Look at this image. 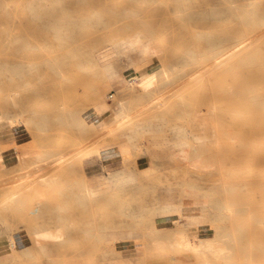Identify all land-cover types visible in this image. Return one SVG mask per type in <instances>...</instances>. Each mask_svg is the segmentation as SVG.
<instances>
[{
  "label": "rangeland",
  "instance_id": "374dc122",
  "mask_svg": "<svg viewBox=\"0 0 264 264\" xmlns=\"http://www.w3.org/2000/svg\"><path fill=\"white\" fill-rule=\"evenodd\" d=\"M252 1L0 0V127L9 123L0 130V264L19 263L13 247L18 235L41 248H57L53 256L38 252L48 264H172L138 257L110 262L109 251L118 243L132 241V253L139 254L138 244L150 237L151 248L169 252L168 259L185 250L201 256L196 264H264V0ZM136 32L146 36L154 53L132 51L129 39ZM123 50L133 55L130 63L115 61L132 63L123 67L124 75L154 63L152 71L133 76L146 72L144 82L130 85L125 79L121 87L110 81L116 71L107 76L103 62L111 58L109 52ZM111 88L127 96L113 107L117 119L102 140L88 123L90 109L107 108L116 98L108 96ZM92 94H100L94 104L87 101ZM136 97H146V105H131L129 99ZM139 110H155L156 117L132 122L133 111ZM147 121L154 122L148 133L153 135H135ZM115 128L129 130L120 151L124 160L143 153L138 139L157 147L146 152L158 164L142 172L153 181L132 183L138 193L151 196L137 215L126 210L145 201L138 194L123 202L117 193L116 212L107 213L111 202L83 219L74 212V201L57 208L67 183L42 184L49 176L32 183L52 161L65 163L78 145L84 147L82 158L99 157L108 137L123 136ZM2 134L10 145L2 144ZM23 140H30L35 151L28 161L21 162V156L12 163L15 142ZM61 147L69 154H61ZM189 150L196 163L187 159ZM188 197L215 211L216 221L208 222L212 236L190 237L166 225L158 234L147 225L157 215L179 225ZM161 198L173 200L174 210L157 213L153 205ZM95 223L98 230L81 228ZM65 236L90 245H48ZM181 237L189 242L184 248L174 245ZM198 239L199 249L192 244ZM60 249L90 256L63 261ZM143 249L148 258L160 259ZM181 264L193 263L186 257Z\"/></svg>",
  "mask_w": 264,
  "mask_h": 264
},
{
  "label": "crops",
  "instance_id": "0c3cea01",
  "mask_svg": "<svg viewBox=\"0 0 264 264\" xmlns=\"http://www.w3.org/2000/svg\"><path fill=\"white\" fill-rule=\"evenodd\" d=\"M117 60V59H116ZM115 60V61H116ZM123 60V59H121ZM114 61V62H115ZM124 61V60H123ZM132 64V63H131ZM131 64H127L126 62H115L114 63V70L116 71L115 74L110 76V81L112 83L118 84L121 87H124L126 82L125 79H129L136 75L139 71H152L150 68L154 66V63H149L145 65L138 66L137 69L130 71L128 74L124 75L123 67L130 66ZM127 85V84H126ZM108 96L111 97L115 95L114 101L108 102V107L103 109H90L91 121L88 122L91 125L92 133L102 136V140L104 139V135L108 134L110 128H113V125L117 119L116 111L113 110V107L116 105L117 100L122 97H126L127 93L123 90H116L115 88H111L107 91ZM100 99V94H92L87 97V101L90 104L96 103ZM131 105H138V104H145L147 102L146 97H136L134 99H129ZM102 108V107H101ZM155 110H139L133 111L131 115L132 122H136L139 124L137 119L149 117L154 118L156 115L154 114ZM150 114V115H149ZM4 125H9V123H2L0 130H3ZM3 128V129H2ZM122 130L123 136L120 137H108V144L104 145V147L100 150L99 157H91V158H82L81 151L84 150L83 144L78 145L74 153H67L64 152V149H69L68 147H61V154H69V158L65 161V163L58 165L52 161L47 167L40 170L39 175H37L33 180L32 183L36 185V182L39 183L40 176H49L52 178L53 182H65L67 183L66 193H63L62 199L59 201V205L57 207L56 204L52 205V209L56 212V207L61 208L62 206H66L68 203L71 204L73 201L76 203L75 213H81L83 219L87 218V215L90 213H99L101 205H105L107 203H113L111 206H108L107 213L116 212V206L114 204L116 194L122 193L123 195H119L124 200L123 202H127V199L139 195V197L143 198L145 201L140 203L132 204L129 210L131 214L139 213V209H143L145 203H147L148 199L151 197L147 193L139 192L136 190V186L132 185L135 181H142L148 182L153 181V178L142 177V172L147 170L149 167L158 164V159H154L148 156L146 151L155 149L154 147L156 144L153 141H149L148 139H138L136 140L135 144L140 146L143 153L138 155L134 161L124 160L121 154V148L125 144L124 135H129V130L127 128H115ZM154 129V122L147 121L144 124H141L137 132L134 134H145V135H153L148 134L152 132ZM133 134V135H134ZM2 144L3 145H10V139L5 137V134H2ZM101 141V140H100ZM71 149V148H70ZM133 149V147H130ZM13 154L11 157L12 163L21 161V156H24V161L26 162L30 159V156L34 153L35 147L34 144L30 140H23L15 142V152L17 153L18 157ZM190 151V150H189ZM35 158H39V155H34ZM33 157V158H34ZM54 160V159H53ZM190 165V164H187ZM56 169H60L59 174H54ZM116 177V178H115ZM126 177H128L126 179ZM112 181V182H111ZM110 182V184H109ZM84 184L91 187L94 196L91 200H87V195L84 193ZM79 185L81 188L79 189ZM74 199V200H73ZM195 198L188 197L186 202L183 203L181 209V213L183 214L184 218L180 220V224L176 225L173 223H169L168 221H164L163 215H157L154 220L148 222L147 225L155 226L158 230V234L164 233L165 225L166 227H171L172 232H179L180 230L186 231L188 236L192 237L194 235H201L203 237H210L214 234L215 230L212 231L210 229L208 222L210 220L216 221L215 211L211 209L209 204H201L195 201ZM204 200V199H203ZM206 200V199H205ZM79 203H83L85 205L82 208L78 207ZM174 201H165L164 198L157 200L153 207L156 212H162L163 210H174ZM199 222V223H194ZM109 229L112 228V223H108ZM82 229L87 230H98L99 223H95L92 226L81 227ZM131 228V227H130ZM153 238L147 239L145 242H141L138 244L140 247L139 254L132 253V246L136 245L132 241H124L118 243L114 249L109 251V260L110 262H127L131 259L140 258V261L145 262H161L164 263L165 261H171L172 264H181L185 262L186 257L190 258V262L196 264V262L200 263L199 255L192 254L188 251H181L183 253L175 254L171 253L170 258H165L169 252L162 254L161 251L158 249L151 248V241ZM15 246L14 249V257L15 255L19 259L18 264H48L46 261L42 259H38L37 255L40 250L45 252V255L53 256L57 253L58 249L54 248L53 250H49L47 248H41L35 242H33L30 238L26 235H18L14 238ZM78 238L65 236L61 237L59 241H49L48 245L53 246H65L69 242H77ZM81 246H89L90 243L88 240L82 239L78 241ZM143 246H146L147 249H151L155 251L156 255L160 257V259H151L148 258L147 254L144 253ZM63 252V253H62ZM60 257L61 260L66 261L70 259L75 260H84L85 257H89L88 253L81 254L80 256L75 254L69 253L67 250L60 249ZM79 257V258H78ZM108 260V261H109Z\"/></svg>",
  "mask_w": 264,
  "mask_h": 264
},
{
  "label": "bare ground",
  "instance_id": "6f19581e",
  "mask_svg": "<svg viewBox=\"0 0 264 264\" xmlns=\"http://www.w3.org/2000/svg\"><path fill=\"white\" fill-rule=\"evenodd\" d=\"M257 2H259V0H253L252 1V5L253 4H256ZM137 31V30H136ZM129 43L132 47V51L136 54V52H139L140 54H150V53H154V49H152V47L150 46V44L147 42L146 40V36L142 35L141 33L139 32H136V33H133L129 39ZM114 47H116L114 45ZM122 50V49H120ZM117 54H112L113 52H109L110 55H111V58L110 59H107L103 62V67L106 71V74L107 76H109L110 74H113L115 73L114 70V66H113V62L116 60V59H119V58H123L127 63H130L133 61V55L132 53H128L126 51H116ZM107 58V57H106ZM56 66V65H55ZM55 69V68H54ZM154 72V71H153ZM147 78V74L146 72L145 73H140L139 75H137L136 77H132L130 79L127 80V82L132 85V84H137V83H142L145 81V79ZM120 107L123 108V107H126L124 103H121L120 104ZM126 109V108H125ZM123 109V110H125ZM124 113V111H123ZM122 113V115H123ZM126 115L124 114V117ZM119 117H121V115H119ZM134 127V126H133ZM136 129V128H135ZM195 139L198 140V141H203L204 139L201 138L200 136H195ZM188 156H187V159L191 162V163H196L197 161H195L194 159V156L192 154L191 151L188 152ZM116 178V177H115ZM128 177H126L127 179ZM129 179V178H128ZM52 178H43L41 181L42 184L46 185L48 183V181H51ZM112 182V181H111ZM110 184V182H109ZM84 193L85 195H87V199H92L93 196H94V192L92 190L91 187L85 185L84 186ZM13 196V195H12ZM11 196V198H12ZM191 243V242H190ZM163 245L165 244L164 242H156V245ZM194 247L199 249L201 247V242L200 240H196L194 243ZM174 245L176 247H186L187 245H189V242H185L183 240V238H177V240L174 242ZM205 249H206V246H205ZM208 250H210L211 248L210 247H207Z\"/></svg>",
  "mask_w": 264,
  "mask_h": 264
}]
</instances>
